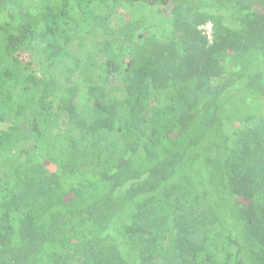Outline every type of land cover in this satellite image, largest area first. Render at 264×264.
<instances>
[{"label": "trees", "instance_id": "16d2710c", "mask_svg": "<svg viewBox=\"0 0 264 264\" xmlns=\"http://www.w3.org/2000/svg\"><path fill=\"white\" fill-rule=\"evenodd\" d=\"M0 126V264H264V0H0Z\"/></svg>", "mask_w": 264, "mask_h": 264}, {"label": "rangeland", "instance_id": "374dc122", "mask_svg": "<svg viewBox=\"0 0 264 264\" xmlns=\"http://www.w3.org/2000/svg\"><path fill=\"white\" fill-rule=\"evenodd\" d=\"M176 16L182 24L184 30L188 33L189 39L186 42L189 51L187 53V58L185 61L184 75L192 76L193 74H196L200 77L207 78L219 72V66L211 64L213 61L210 58V54L207 48L204 46V36L207 37L205 31L208 30V28H206L205 26H207L208 24V26H211V39L207 37L208 43H210L213 39L212 22L208 20L203 22V20L207 18V15L204 13H193L178 10L176 12ZM135 100L136 95L131 91L130 98L128 99V101L132 105L135 103ZM6 127L0 126L1 129ZM242 190L245 193L246 191H248V186L246 183L242 185Z\"/></svg>", "mask_w": 264, "mask_h": 264}, {"label": "built area", "instance_id": "2783aa9c", "mask_svg": "<svg viewBox=\"0 0 264 264\" xmlns=\"http://www.w3.org/2000/svg\"><path fill=\"white\" fill-rule=\"evenodd\" d=\"M209 25V24H208ZM205 26L206 28H208V30L207 31H205L206 32V34H207V37L209 38V39H211V26Z\"/></svg>", "mask_w": 264, "mask_h": 264}]
</instances>
